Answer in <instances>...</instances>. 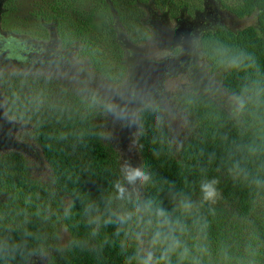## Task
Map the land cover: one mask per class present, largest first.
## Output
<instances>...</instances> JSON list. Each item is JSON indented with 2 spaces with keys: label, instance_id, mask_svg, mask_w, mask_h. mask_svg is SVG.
<instances>
[{
  "label": "trees",
  "instance_id": "16d2710c",
  "mask_svg": "<svg viewBox=\"0 0 264 264\" xmlns=\"http://www.w3.org/2000/svg\"><path fill=\"white\" fill-rule=\"evenodd\" d=\"M96 1L40 0L37 15L55 25L69 52L100 69L101 46L120 66L127 44L145 40L147 13L139 6L153 2L169 15L184 9L174 0ZM221 6L238 20L255 19L237 32L218 27L200 39L230 102L184 90L175 130L156 107L143 105L133 169L142 181L128 179L108 141L105 103L72 99L66 86L50 89L41 76L4 80L6 115L35 129L52 174L49 193L39 190L22 152L0 154V190L9 196L0 202V264H31L44 254L46 264H264V0ZM13 11L28 12L17 4ZM208 181H216L213 201L201 191ZM50 196L59 198L57 208L45 200ZM240 220L249 232L242 234Z\"/></svg>",
  "mask_w": 264,
  "mask_h": 264
},
{
  "label": "rangeland",
  "instance_id": "374dc122",
  "mask_svg": "<svg viewBox=\"0 0 264 264\" xmlns=\"http://www.w3.org/2000/svg\"><path fill=\"white\" fill-rule=\"evenodd\" d=\"M174 1L177 8L184 9L180 12L176 10L173 15L154 8L153 2L139 6V9L145 8L147 13L144 25L148 34L145 40L127 44L126 58L120 66L110 54H103L105 47L101 46L100 66L103 69L92 65L86 56L77 57V52H69L68 46L58 38L55 25L42 21L37 15L40 12L37 10L40 0H4V6L0 5L1 29L5 37L6 32H9L6 38L44 46V52L38 57L39 60L34 59V65H14L7 62L5 56L0 61V154L22 152L26 157L27 173L32 180L38 181L39 190L49 193L44 186L50 180L52 171L42 158L41 148L32 138L35 129H29L22 120L18 122L6 115L4 106L8 93L4 80L18 79V74L25 76L23 82L41 76L53 83L46 85L50 89L66 86L72 99L97 107L105 103L107 108L106 111L101 110V121L106 123L105 134L111 146L120 154L128 179L133 176V169L139 160L136 146L139 135L137 116L143 105L156 107L170 122L173 130L180 129L178 120L182 116L177 103L184 90L209 93L222 104L228 105L230 98L221 89L220 77L210 74L200 54V36L218 27L237 32L254 24L255 19L238 20L222 8L221 0ZM223 1L231 3L233 0ZM96 2L89 0L90 5ZM16 4L28 12L13 11ZM97 18L95 15L93 19ZM4 192L0 190L2 203L9 200L8 194ZM46 199L51 200L57 208L59 198L50 196ZM63 204L67 205L68 201L65 200ZM47 214L55 215V211L48 209ZM26 217L24 214L21 219ZM238 224L242 234L250 231L246 220H240ZM61 230L60 245H63L67 241V232L63 228ZM49 256H36L31 264H46Z\"/></svg>",
  "mask_w": 264,
  "mask_h": 264
},
{
  "label": "flooded vegetation",
  "instance_id": "af4514ba",
  "mask_svg": "<svg viewBox=\"0 0 264 264\" xmlns=\"http://www.w3.org/2000/svg\"><path fill=\"white\" fill-rule=\"evenodd\" d=\"M3 2L4 0H1L0 5ZM1 19H2V7L0 11V23H1ZM8 33L9 32H6V37H8ZM204 33L201 34L200 38ZM52 36L51 38H53ZM6 37L5 34L2 32L0 25V61L2 56H5L6 61L14 65H25V64L34 65L36 63V60L34 59L37 58V60H39L38 57H41V54L44 52L43 45L36 46L34 44H27Z\"/></svg>",
  "mask_w": 264,
  "mask_h": 264
},
{
  "label": "clouds",
  "instance_id": "9594fccd",
  "mask_svg": "<svg viewBox=\"0 0 264 264\" xmlns=\"http://www.w3.org/2000/svg\"><path fill=\"white\" fill-rule=\"evenodd\" d=\"M200 54H201V49H200ZM201 56L203 57L202 54H201ZM129 179L133 183H135L136 181H142V180L146 179V177L144 176V174L142 172H140L139 170H136L135 175L132 177H129ZM215 185H216V181H208V182L201 185V191L203 194V198L205 200L213 201L216 198L218 193H217Z\"/></svg>",
  "mask_w": 264,
  "mask_h": 264
}]
</instances>
